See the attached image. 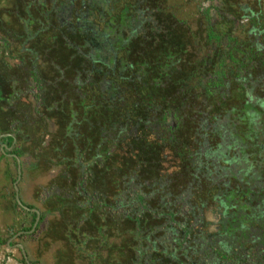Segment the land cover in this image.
<instances>
[{
  "label": "trees",
  "instance_id": "1",
  "mask_svg": "<svg viewBox=\"0 0 264 264\" xmlns=\"http://www.w3.org/2000/svg\"><path fill=\"white\" fill-rule=\"evenodd\" d=\"M208 1L0 6V131L59 170L42 241L102 264H252L247 236L218 240L264 210V0Z\"/></svg>",
  "mask_w": 264,
  "mask_h": 264
},
{
  "label": "flooded vegetation",
  "instance_id": "2",
  "mask_svg": "<svg viewBox=\"0 0 264 264\" xmlns=\"http://www.w3.org/2000/svg\"><path fill=\"white\" fill-rule=\"evenodd\" d=\"M200 0H190V5L194 4L196 7L198 6L197 3L200 4L199 2ZM217 1V0H216ZM242 3H250V2H254V0H240ZM263 0H261L262 2ZM197 2V3H196ZM202 2H205V0H202ZM211 1H206L205 3H209ZM218 2V1H217ZM196 3V4H195ZM264 3V1H263ZM201 7V6H200ZM210 7V6H209ZM208 6H204L202 5V9H208ZM215 21V20H214ZM10 138H14V135L11 133H2L0 131V162L1 161H5L6 163V178L7 180L12 181L13 185H14V201H15V209L18 211L19 215V222L17 223L20 226V229L18 231H15L12 229V231H10V238L7 242H1L0 241V246H2L3 244H6V247L8 249H12L15 248L16 250H18L22 257H23V264H45L44 261H37V262H33L30 259V256L28 254V247L24 244H21L19 241L26 238L29 239V241H35V237H40L41 241L39 239L40 244L45 243L44 241H42L43 239V232L47 230L49 224L51 222H53L54 216H46L45 218H43L42 216V206H28L24 203L23 200V190H22V186L21 184L25 183L27 180V177L31 178L32 173L34 172H38V171H33L32 169V159L30 157H24V158H20L18 157L14 151L16 146L18 145V141L14 140V142L12 143V146H9L8 142L5 139H10ZM18 158V159H17ZM12 168H14V170L17 172V175L14 178L13 175V170ZM20 180V181H19ZM18 184V189H19V196L21 199V202L23 203V207L18 205V202L16 200V196H17V192H16V188L15 185ZM37 196V194H36ZM37 200V198H36ZM30 207H33L34 209H30ZM258 211H256L254 214L251 215L250 218H248L247 220H245V218H243L244 220L241 221V228H240V233L239 235H233L234 237H236L238 235L237 241L234 243L232 239H230L229 236L227 235H222L220 237V241L218 240V245L220 247H222L227 253H230L232 248H235L238 246H240V248L242 249L241 251H244V244H245V240L244 238L247 236L248 237V241L247 243H252V245H256L255 246V251H253V257L252 260L248 258L247 262H251L252 264H261L262 259L264 260V210H262V208L260 206L257 207ZM34 210H38L40 212V221L38 223V227L36 229L35 232L33 231V228L35 226V224L37 223V219H38V214L34 211ZM26 212V214H23L21 212ZM246 210H244L245 212ZM22 214V215H21ZM33 214L37 215L36 220L34 221L33 218ZM248 216V215H247ZM31 217V218H29ZM53 218V220L51 222L48 223L46 229H42L43 224H45V222L47 221L48 218ZM31 220V227L27 228L25 227L27 225V222ZM17 226V225H16ZM235 244V245H234ZM20 246H23L25 251H26V255H27V259L25 258L23 252L21 251V249L19 248ZM39 248L41 249V245L39 246ZM68 255L67 256H62V259H58V262L56 264H102L101 258L98 259V261H91V260H80L77 257V254H73L72 252H70L68 249ZM106 256H108L107 254H104V258H106ZM121 256H124L123 254H119L114 253L111 257V261H113V263L115 264V262L118 260L117 258H120ZM242 262L240 264H244L245 262V257H242ZM196 259V258H195ZM60 260V261H59ZM193 264H201L200 262H192ZM1 264V262H0Z\"/></svg>",
  "mask_w": 264,
  "mask_h": 264
},
{
  "label": "rangeland",
  "instance_id": "3",
  "mask_svg": "<svg viewBox=\"0 0 264 264\" xmlns=\"http://www.w3.org/2000/svg\"><path fill=\"white\" fill-rule=\"evenodd\" d=\"M11 0H0V6L6 7ZM6 162H0V241L7 242L10 238V231H18L20 226L17 224L19 222V213L15 209V199H14V185L12 181L6 178ZM14 178L17 172L12 168ZM59 174V170H54L49 173L42 174L40 172H34L30 177H27L25 183L21 184L23 190V200L28 206H40L36 201V194L39 189L43 186H47L51 181ZM31 218V217H29ZM53 218H48L45 224H43L42 229H46L49 222ZM17 225V226H16ZM27 228L31 227V220L27 222L25 226ZM35 241H29V239H22L19 242L28 247L27 251L30 259L33 262L44 261L45 264H56L58 259H62V256H67V245L64 243H51L45 242L40 244V237H35ZM41 245V249L39 246ZM41 255V256H40ZM40 256V257H39ZM23 257L21 253L15 248L8 249L6 244L0 246V262L1 264H23ZM59 260V261H60Z\"/></svg>",
  "mask_w": 264,
  "mask_h": 264
},
{
  "label": "water",
  "instance_id": "4",
  "mask_svg": "<svg viewBox=\"0 0 264 264\" xmlns=\"http://www.w3.org/2000/svg\"><path fill=\"white\" fill-rule=\"evenodd\" d=\"M15 188H16V192H17L16 200L18 202V205L21 206V207H23V203L21 202V199H20V196H19L18 184L15 185ZM34 211L38 214V219H37V223L35 224L32 232H35L36 231V229L38 227V223L40 221V212L38 210H34ZM19 248L21 249V251L23 252L25 258L27 259V255H26V251H25L24 247L23 246H20ZM28 264H31V263L28 262Z\"/></svg>",
  "mask_w": 264,
  "mask_h": 264
},
{
  "label": "crops",
  "instance_id": "5",
  "mask_svg": "<svg viewBox=\"0 0 264 264\" xmlns=\"http://www.w3.org/2000/svg\"><path fill=\"white\" fill-rule=\"evenodd\" d=\"M199 2H200V4H201L202 0H200ZM205 2H206V1H205ZM205 2H203V5L206 6V7H207V6L209 7V6L212 5V2H209V3H205ZM216 2H217V1H216ZM40 256H41V255H40ZM40 256H39V257H40Z\"/></svg>",
  "mask_w": 264,
  "mask_h": 264
}]
</instances>
